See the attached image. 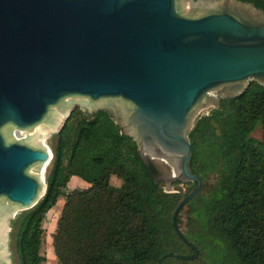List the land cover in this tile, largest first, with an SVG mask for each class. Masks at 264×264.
Returning a JSON list of instances; mask_svg holds the SVG:
<instances>
[{
  "label": "water",
  "instance_id": "obj_1",
  "mask_svg": "<svg viewBox=\"0 0 264 264\" xmlns=\"http://www.w3.org/2000/svg\"><path fill=\"white\" fill-rule=\"evenodd\" d=\"M248 80L264 85V11L250 2L0 0V264L11 215L43 195L45 139L77 103L106 109L169 186L195 182L172 212L185 240L176 216L201 186L194 117Z\"/></svg>",
  "mask_w": 264,
  "mask_h": 264
},
{
  "label": "trees",
  "instance_id": "obj_2",
  "mask_svg": "<svg viewBox=\"0 0 264 264\" xmlns=\"http://www.w3.org/2000/svg\"><path fill=\"white\" fill-rule=\"evenodd\" d=\"M240 1L264 11V0ZM76 109L56 133L45 192L13 221L17 264L45 261L43 220L60 196L64 202L50 234L58 264H188L198 256L205 261L198 247L205 238L216 241L219 264H264V85L250 80L241 93L220 98L189 131L191 171L201 182L211 174L216 178L189 219L211 233L181 232L185 240L172 224L185 194L163 190L152 162L141 157L137 142L106 109L90 116L78 111L75 118ZM257 128L259 138L252 135ZM112 175L119 185L110 183ZM72 176L88 185L65 193ZM186 240L197 248L196 257L188 258L194 249Z\"/></svg>",
  "mask_w": 264,
  "mask_h": 264
},
{
  "label": "rangeland",
  "instance_id": "obj_3",
  "mask_svg": "<svg viewBox=\"0 0 264 264\" xmlns=\"http://www.w3.org/2000/svg\"><path fill=\"white\" fill-rule=\"evenodd\" d=\"M192 1H196V0H192ZM245 6H247V3L245 4ZM249 81L250 80H248V82ZM216 97L218 99H220V98H224L227 96L222 97V96L216 94ZM217 105H218V103H217ZM216 106L207 105V106L200 108L198 110V112L196 113L197 115L194 117L193 121L195 122V120L198 116H201L203 114L208 113L213 107H216ZM75 107L78 108V109H76V113L74 114V117L76 118L78 116L77 112L78 111L82 112V110H81L79 104L77 103L74 106H71L70 111ZM100 109H102V108H100ZM96 110H98V109H96ZM96 110H94L93 112H91L89 114H85V115L90 116ZM113 119L119 125V123L115 120L114 117H113ZM63 121H64V118L61 120V123H60L57 131H55L52 135H50L49 137H47L45 139V142L50 146L52 151H53V147L56 143V133L58 132ZM120 128H121V126H120ZM252 135L259 138L261 135V129L257 128L252 133ZM49 169H50V164L46 167V171H45V175H44L45 177H46V174H47ZM215 178H216V175L211 174L209 177L202 180L201 186L197 192V194H199L200 196L195 200V202L191 206L188 204H185L183 206L182 210L180 211V213L178 215L179 216L178 226H179L182 233L186 234V233L192 231L194 233H198V234L200 233L201 235H203V237H206L207 235H209L211 233L209 226L208 227H205V226L202 227L199 225V223L197 221L189 220V219L192 217L191 211L193 208L196 207L197 209H199L202 207L203 199L208 196L209 188L214 183ZM156 179H157V181L160 182V185L164 191L170 192V193H178L180 195H184V194L188 193L195 186V183L192 181L180 182V180H173L171 182V185L169 186L162 178L159 177ZM78 181L81 183H78ZM110 183L114 186H117L121 183V180L117 176L112 175L110 177ZM87 185L88 184L84 180H82L81 178L72 177L69 179L66 186H64L62 188V190H64V192L67 193V192H70L72 189L83 188ZM45 189H46V181L44 183V192H45ZM43 193H41L40 195H42ZM63 202H64V197L60 196L59 199L57 200V203L54 205V207L51 208L49 210V212L45 214V217L43 220L42 227L45 230V234H44V238H43L44 240H43V243L41 245V253L45 256V261L43 262V264H58L57 258L53 252L52 239H51L50 234L54 230V223H55V221L59 215V212L61 210ZM16 209H17L16 214L11 215V218L8 221V228H9V231H8V250H9L10 261L12 264H17L16 254H15V250H14V238H15L16 226H15L13 221L15 220L17 215L23 211L22 208H16ZM198 238H201V237H198ZM188 239L191 240L192 242L198 244L197 242H195V241H197V239L195 238V235L193 238H192L191 234L188 235ZM198 247H199V249H201V251L202 250L204 251L205 261H204V259H200L198 256L195 260L190 261L188 264H219L220 263L219 262L220 257H219V254L217 253L216 241L209 240V238H205V241L203 243H201V246L198 245ZM182 250L185 252H188V253L190 252L188 250V248H186V247H183ZM175 253H177V252H175ZM176 264H179V263H176ZM226 264H231V263L227 262Z\"/></svg>",
  "mask_w": 264,
  "mask_h": 264
},
{
  "label": "flooded vegetation",
  "instance_id": "obj_4",
  "mask_svg": "<svg viewBox=\"0 0 264 264\" xmlns=\"http://www.w3.org/2000/svg\"><path fill=\"white\" fill-rule=\"evenodd\" d=\"M154 167L156 169V171H155V178H159V177L162 178L163 172L161 171V169L160 168H157L155 165H154Z\"/></svg>",
  "mask_w": 264,
  "mask_h": 264
},
{
  "label": "crops",
  "instance_id": "obj_5",
  "mask_svg": "<svg viewBox=\"0 0 264 264\" xmlns=\"http://www.w3.org/2000/svg\"><path fill=\"white\" fill-rule=\"evenodd\" d=\"M72 177H76V176H72ZM72 177H71V178H72ZM77 179H78V178H77ZM79 181H80V180H79ZM79 181H78V183H81V182H79ZM76 183H77V182H76ZM54 224H55V223H54Z\"/></svg>",
  "mask_w": 264,
  "mask_h": 264
},
{
  "label": "bare ground",
  "instance_id": "obj_6",
  "mask_svg": "<svg viewBox=\"0 0 264 264\" xmlns=\"http://www.w3.org/2000/svg\"><path fill=\"white\" fill-rule=\"evenodd\" d=\"M65 117V116H64ZM46 143V142H45ZM49 164V163H48ZM48 164H47V166H48ZM14 215V214H13Z\"/></svg>",
  "mask_w": 264,
  "mask_h": 264
}]
</instances>
